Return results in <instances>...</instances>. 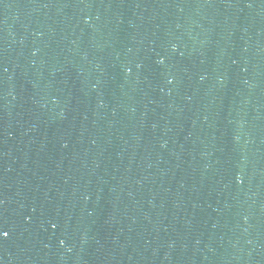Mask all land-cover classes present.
Masks as SVG:
<instances>
[{
  "label": "snow or ice",
  "instance_id": "1",
  "mask_svg": "<svg viewBox=\"0 0 264 264\" xmlns=\"http://www.w3.org/2000/svg\"><path fill=\"white\" fill-rule=\"evenodd\" d=\"M9 233L7 231H2V236L7 237Z\"/></svg>",
  "mask_w": 264,
  "mask_h": 264
}]
</instances>
